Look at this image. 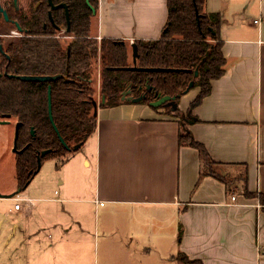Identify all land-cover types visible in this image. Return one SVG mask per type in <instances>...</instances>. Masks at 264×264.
Here are the masks:
<instances>
[{
    "label": "crops",
    "instance_id": "0c3cea01",
    "mask_svg": "<svg viewBox=\"0 0 264 264\" xmlns=\"http://www.w3.org/2000/svg\"><path fill=\"white\" fill-rule=\"evenodd\" d=\"M205 11L221 16L227 69L188 128L229 183L201 176L198 149L180 144L179 118L142 104L99 105L95 132L46 171L49 193L10 198L34 201L13 209L18 219L5 232L0 218L7 246L19 236L16 264H180L179 253L264 264V0H205ZM167 16V0H99L96 38L158 39ZM99 89L100 78L98 102ZM199 91L182 95L184 113ZM239 176L256 195H245ZM15 189L0 185L2 194Z\"/></svg>",
    "mask_w": 264,
    "mask_h": 264
},
{
    "label": "trees",
    "instance_id": "16d2710c",
    "mask_svg": "<svg viewBox=\"0 0 264 264\" xmlns=\"http://www.w3.org/2000/svg\"><path fill=\"white\" fill-rule=\"evenodd\" d=\"M54 2L68 4L69 39L55 37L61 30L58 27L67 26L62 9L53 11L56 27L48 23L51 30L47 29V33L52 34L50 37L0 38L3 49L0 55V118L15 119L20 123L15 152L18 189L25 190L39 172V156L42 162L58 156L67 159L77 152L74 149L77 144L82 146L95 132L97 116L93 73L99 61L102 65L101 93L104 97L101 107L142 104L150 106L157 114L179 118L180 144L198 149L202 160L201 176L211 175L228 184V175L224 174L222 163L212 159L204 144L196 140L188 128V124L197 120L191 113L192 108L211 93L212 81L220 78L227 69L224 41L220 36V14L206 12L205 0H167L168 16L161 37L135 40L139 56L134 63L132 43L121 39L96 38L99 0H90L97 10L96 14L85 0ZM6 9L11 20L17 18L18 9L12 1ZM41 18L39 15L33 23L29 20L18 22L33 28L30 34H43L44 20ZM38 23L40 28L34 29ZM134 64L142 68L169 70L124 68ZM58 74L61 76L52 81H23L18 78V75ZM49 87L53 121L49 114ZM196 87L200 91L190 110L184 113L179 107L180 99ZM46 149L50 152L41 156ZM241 178L244 179L245 195H256L245 185L246 177ZM178 258L185 264H203L185 253H179Z\"/></svg>",
    "mask_w": 264,
    "mask_h": 264
},
{
    "label": "rangeland",
    "instance_id": "374dc122",
    "mask_svg": "<svg viewBox=\"0 0 264 264\" xmlns=\"http://www.w3.org/2000/svg\"><path fill=\"white\" fill-rule=\"evenodd\" d=\"M9 122L10 123H4L0 125V185L3 186L6 191L13 188H16L15 190L18 189V183L16 179V156L15 151L13 150L16 125L15 119H12ZM67 159H65V156L45 159L42 162L39 172L32 178L27 188L23 190L25 192L21 191L23 193L19 194L24 195L27 193L33 196L40 194L41 191H45L47 187L46 182L48 174L46 171H53L52 166L60 169ZM47 165H51L49 170H47ZM230 185L233 184L230 182ZM47 189L49 190V187H47ZM48 190H46V193H49ZM10 198L11 197H0V218H3L2 221L5 222V228L3 229V232L6 231L7 223L18 219L15 210H13L15 201L14 199ZM1 213L3 214L2 216ZM5 213H7V216L4 215ZM2 221H0V226ZM0 230H2V227H0ZM0 238H2V241L0 242V264H16V241L19 236H17V238H15L8 246L4 242L3 236H0ZM180 264L185 263L180 260Z\"/></svg>",
    "mask_w": 264,
    "mask_h": 264
},
{
    "label": "flooded vegetation",
    "instance_id": "af4514ba",
    "mask_svg": "<svg viewBox=\"0 0 264 264\" xmlns=\"http://www.w3.org/2000/svg\"><path fill=\"white\" fill-rule=\"evenodd\" d=\"M11 1L15 5L16 9H18L17 18H13L14 20L10 19L9 15H8V11L6 9V6ZM53 2H54V0H53ZM60 3H66V2H60ZM60 3L54 2L55 5H58ZM0 5L7 12V15H8V19H6L4 13L0 10V38H4L6 40L9 38L36 37L38 35L50 37L52 34L47 33V29L51 30L50 28H48L49 27L48 23H52L56 27V24H55L54 18H53V11L56 9H62L63 10L67 26L64 28L58 27L61 30L58 31V33L55 35V37H58L61 39L70 38V36L67 35V33H69L70 30L68 31V20H67V16H66V10L64 7L53 9L49 0H0ZM67 6H68V4H67ZM98 9H99V7H98ZM68 10H69V7H68ZM96 13H97V10H96ZM39 15H41V17H42L41 19L44 20L43 24H42V28H43L42 31H45V32L43 34H30V31H32L33 28H29L28 26H26V24H23V26H22L19 23V22L25 23L24 22L25 20H29L30 23H33L36 20V18L39 17ZM69 16H70V12H69ZM23 17H25V19ZM39 28L40 27H39V23H38L34 27V29H39ZM2 52H3V49L0 47V55ZM0 59H1V56H0ZM101 68H102V65H101V62L99 61L98 64H96V67H94V73H93V81H94V85L96 88L95 102L97 103V106H99V105L101 106V102L104 99V97L101 93ZM1 76H2V74H1ZM9 76H10V74H9ZM19 76L20 75H18V78H19ZM98 78H100L99 102H98ZM9 121H11V120H8V119L5 120V119L0 118V124L10 123ZM16 123L17 122L15 121V124Z\"/></svg>",
    "mask_w": 264,
    "mask_h": 264
},
{
    "label": "water",
    "instance_id": "95a60500",
    "mask_svg": "<svg viewBox=\"0 0 264 264\" xmlns=\"http://www.w3.org/2000/svg\"><path fill=\"white\" fill-rule=\"evenodd\" d=\"M50 1V4L52 6L53 9L55 8H60V7H64L65 10H66V16H67V20H68V31L70 30V16H69V10H68V6L66 3H60L58 5H55L53 0H49ZM87 4L91 7L93 13H96V9L95 7L90 3V0H86ZM0 10L4 13L5 15V18L8 19V15H7V12L1 7L0 5ZM209 54V53H208ZM207 54V56H208ZM139 56V53H138V45L135 43V42H132V57H133V61L134 63H136V60ZM206 59V57L203 59L202 62H204ZM126 69H131V70H145V71H163V70H169V69H166V68H160V67H147V68H142V67H138L136 66V64H134L133 66L131 67H124ZM10 76H12L10 74ZM60 75H20L19 78L23 81H52V80H55L59 77ZM0 77H1V73H0ZM48 100H49V114H50V117H51V120L53 121V116H52V99H51V87H49V92H48ZM95 105V115L97 116V109H98V106H97V103L95 102L94 103ZM20 127V123H16L15 125V140H14V147H13V150L16 152L17 151V146H16V138H17V134H18V129ZM54 127L56 128L57 130V127L56 125L54 124ZM58 131V130H57ZM31 133L34 135L35 134V131L34 129H32ZM62 143L65 145V147H67L64 139L62 137H60ZM81 147V144H77L74 149L75 150H78L79 148ZM22 151V150H21ZM50 152L49 149H46V150H43L41 152V156H45L46 154H48ZM42 165V161H41V157L39 156L38 157V166L39 168L41 167ZM20 189H17L16 191H14L13 193H10V194H2L0 192V197H13L15 195H17L18 193H20Z\"/></svg>",
    "mask_w": 264,
    "mask_h": 264
},
{
    "label": "built area",
    "instance_id": "2783aa9c",
    "mask_svg": "<svg viewBox=\"0 0 264 264\" xmlns=\"http://www.w3.org/2000/svg\"><path fill=\"white\" fill-rule=\"evenodd\" d=\"M15 199H16V203L14 205V208L16 210H19L22 207V205H23L24 202L25 203H28V204H31V205L34 203V201H33L32 198H26V197L16 196ZM235 199H236V197L235 196H232V200H235Z\"/></svg>",
    "mask_w": 264,
    "mask_h": 264
}]
</instances>
